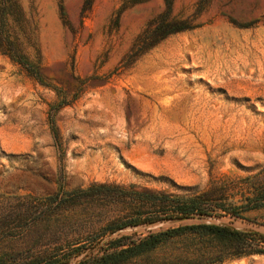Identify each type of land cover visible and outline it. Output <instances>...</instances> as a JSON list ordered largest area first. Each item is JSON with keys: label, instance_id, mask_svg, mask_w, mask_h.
Wrapping results in <instances>:
<instances>
[{"label": "rangeland", "instance_id": "obj_1", "mask_svg": "<svg viewBox=\"0 0 264 264\" xmlns=\"http://www.w3.org/2000/svg\"><path fill=\"white\" fill-rule=\"evenodd\" d=\"M170 2L0 0V264L199 225L258 241L132 264H264V0ZM188 200L211 210L164 219Z\"/></svg>", "mask_w": 264, "mask_h": 264}, {"label": "trees", "instance_id": "obj_2", "mask_svg": "<svg viewBox=\"0 0 264 264\" xmlns=\"http://www.w3.org/2000/svg\"><path fill=\"white\" fill-rule=\"evenodd\" d=\"M168 1V7L171 5V0ZM260 197L254 199L253 205L250 208L261 206ZM248 207V206H247ZM246 207V208H247ZM210 205H203L197 203L194 200L185 201L182 205L176 209L174 215L166 217L164 219H181L191 218L195 215H206L210 212ZM225 212L231 216H237V209L225 210ZM163 220L162 218H148L142 221H131L123 224L122 226L112 229L111 233L116 232L125 227H133L139 224L155 223ZM191 231L194 234L214 236L220 239H225L231 243L236 244H247L249 240L258 241L255 238H250L254 234L245 233L230 229L228 227L217 226V225H199V226H186L178 229H167L163 235L160 234L149 235L141 239H133L132 236L120 237L115 240H108L102 242L103 238H99L89 245H80L79 247H73L63 253H57L55 256L50 257L44 264H68L73 259L83 255L82 259L76 264H132L140 254L154 249L156 245L162 242L166 238H173L180 232ZM182 234V233H181ZM261 240H264V236H258ZM261 242V241H259ZM240 256V255H239Z\"/></svg>", "mask_w": 264, "mask_h": 264}]
</instances>
